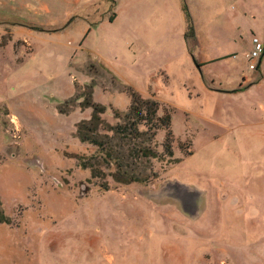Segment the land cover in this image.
Here are the masks:
<instances>
[{
    "label": "rangeland",
    "instance_id": "374dc122",
    "mask_svg": "<svg viewBox=\"0 0 264 264\" xmlns=\"http://www.w3.org/2000/svg\"><path fill=\"white\" fill-rule=\"evenodd\" d=\"M39 1L40 24H0V264H264L256 130L197 94L247 64V34L264 44V1L242 23L236 0H83L68 16ZM222 51L234 54L197 66ZM128 88L169 115L170 156L164 129L110 130L132 122ZM89 99L102 123L85 134L103 145L77 134ZM238 191L244 208L223 206Z\"/></svg>",
    "mask_w": 264,
    "mask_h": 264
},
{
    "label": "crops",
    "instance_id": "0c3cea01",
    "mask_svg": "<svg viewBox=\"0 0 264 264\" xmlns=\"http://www.w3.org/2000/svg\"><path fill=\"white\" fill-rule=\"evenodd\" d=\"M50 1V0H49ZM90 0H87L88 3ZM239 4L238 9L233 13L232 18L237 19L238 22L242 23L244 21V13L247 6L251 4V0H236ZM264 0H261V2ZM58 4H64V12L61 13L63 16H68L69 14L74 13L73 5L83 4V0H58ZM42 5L39 0H0V24L11 25L14 27L16 32L17 28L27 27L29 28L33 25L40 24L41 18L38 16V8ZM89 5V4H88ZM261 13L264 14V8L261 6ZM261 20L264 21V15H261ZM25 25V26H24ZM28 28V29H29ZM239 28V26H238ZM237 28V29H238ZM264 29V28H263ZM195 33H199L198 28L196 27ZM253 35V34H252ZM255 35V34H254ZM243 40V38H242ZM215 43V41L207 40V43ZM197 44V43H196ZM209 44V43H208ZM220 44L216 42L212 47ZM245 44L247 46L246 52L244 53L245 59L246 54L251 48V39L249 35H246ZM10 45V42L7 43V47ZM200 46V45H199ZM219 49V48H218ZM220 51V50H218ZM224 55L216 56H201L196 60L197 66H204L205 68L208 65H213V63L219 61L220 58L226 56H233L234 52L231 51H222ZM226 54V55H225ZM264 53L258 61V67L255 70H249L246 65H231L229 64L226 68V78L218 77L211 78L210 83H206L203 80H200L198 84L197 94L198 96L204 98H213L220 104L219 110L227 109L228 102L232 104L233 110V119L234 126L246 125L251 127V130H256V133L253 131L248 132L247 139L255 144L258 143L261 145V158L256 162L257 169L252 170L258 176V182L261 185V182H264V92L262 94L253 95L250 97H241L247 93H254L256 90L264 89V67L262 68V58ZM247 62V60H246ZM223 66L219 65V68L223 70ZM229 67V68H228ZM225 71V70H224ZM239 72V73H238ZM216 84V85H215ZM256 93V92H255ZM239 109V115L236 114V110ZM53 111L57 113V104L53 106ZM215 113V110L212 114ZM223 111H218L215 116H219ZM230 125V126H232ZM229 126H225V129ZM225 137L226 134L221 132ZM220 134V135H221ZM242 140H235L237 145L240 144ZM247 180V179H246ZM247 182V181H246ZM261 193V201L253 202L252 209L258 210V213H261V221L264 223V188H261L256 193ZM247 192L238 191L237 193L231 192L228 194V198L232 197L231 200L227 199L223 206L228 208H244L246 205L247 199L245 195ZM201 196V191H200ZM240 196V198H239ZM236 200H233V198ZM243 199V200H241ZM221 205V202L219 203Z\"/></svg>",
    "mask_w": 264,
    "mask_h": 264
},
{
    "label": "trees",
    "instance_id": "16d2710c",
    "mask_svg": "<svg viewBox=\"0 0 264 264\" xmlns=\"http://www.w3.org/2000/svg\"><path fill=\"white\" fill-rule=\"evenodd\" d=\"M185 16L188 18L187 21H190L189 15L186 13ZM114 17V14L109 17V20H112ZM187 29L189 31H193V27L191 23H188ZM129 95H130V105L126 109L125 117H128L132 120V122H127V124H124L125 126L122 127V125H117L115 130L113 128H110V130L114 133L116 131H121L124 133L126 129L130 133H137V128L134 127L135 124L145 123L151 125L152 129L155 131L158 129H164L166 131V137L165 141L163 143L164 151L166 152L167 156L171 155V134L169 131L170 127V117L167 113H165L163 116L157 115L158 110V102L151 98H143L139 92L136 90H133L131 88H128ZM85 105H91L93 108V116L89 123H83L77 127V134L79 136V139L81 142L84 141H90V143L94 145H101L100 143H97L94 139L89 138L85 134V129L93 132L98 131L97 127L102 123L100 117L98 116L99 113L102 112L103 107L100 105H97L95 103H92L91 100H85ZM136 121V123H135ZM83 131V132H82ZM103 145V144H102ZM147 156H150L151 158H155L156 155L153 151L148 150L145 151ZM1 220V219H0ZM3 221V219L1 220Z\"/></svg>",
    "mask_w": 264,
    "mask_h": 264
},
{
    "label": "built area",
    "instance_id": "2783aa9c",
    "mask_svg": "<svg viewBox=\"0 0 264 264\" xmlns=\"http://www.w3.org/2000/svg\"><path fill=\"white\" fill-rule=\"evenodd\" d=\"M264 53V44L256 35L251 36V48L246 54L247 66L249 70H255L258 67V61Z\"/></svg>",
    "mask_w": 264,
    "mask_h": 264
}]
</instances>
